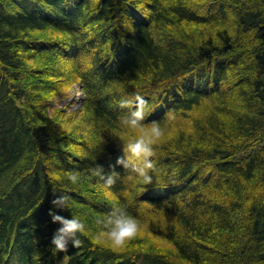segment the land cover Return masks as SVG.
<instances>
[{
  "label": "trees",
  "instance_id": "1",
  "mask_svg": "<svg viewBox=\"0 0 264 264\" xmlns=\"http://www.w3.org/2000/svg\"><path fill=\"white\" fill-rule=\"evenodd\" d=\"M114 206L121 250L94 240ZM55 214L85 230L54 251ZM0 264H264V0H0Z\"/></svg>",
  "mask_w": 264,
  "mask_h": 264
},
{
  "label": "clouds",
  "instance_id": "2",
  "mask_svg": "<svg viewBox=\"0 0 264 264\" xmlns=\"http://www.w3.org/2000/svg\"><path fill=\"white\" fill-rule=\"evenodd\" d=\"M145 110L143 101H139V105L132 113V118L128 121L131 128L138 129L137 135L127 144V150L136 157H151L153 154V145L158 142L162 135L160 125L153 121L150 124L143 123ZM153 168V161L146 159L144 166L139 168V172L143 179L148 182L152 180L149 169ZM73 181L76 176H72ZM111 182V181H109ZM69 198L66 195L58 197L54 200L58 206L68 203ZM55 220L62 222L57 234L53 237L55 250L66 249L69 245V238L76 237V234L85 230L84 222L77 216L64 217L60 214L54 215ZM139 228L136 217L128 214V212L119 207L114 206L112 212L104 221L102 228L95 234V242L108 246L114 250L123 249L127 241L136 235ZM73 245L80 243L79 238L71 240Z\"/></svg>",
  "mask_w": 264,
  "mask_h": 264
},
{
  "label": "rangeland",
  "instance_id": "3",
  "mask_svg": "<svg viewBox=\"0 0 264 264\" xmlns=\"http://www.w3.org/2000/svg\"><path fill=\"white\" fill-rule=\"evenodd\" d=\"M75 90L78 91L76 92V94H79V95H74L73 92H75ZM77 96L80 97L79 100L77 99L78 98ZM86 98H87V94H85L83 83L80 80L79 81L77 80L76 82H73V84H71L68 90H66L64 93H58V95L55 98L49 101V104H48L50 107L49 112L52 114L53 108L61 107L65 114L70 115L72 112H77L79 114L80 111L84 110L83 108L87 106ZM85 115H88V114H85ZM82 124H84L83 120L81 118L76 117V119L74 120L72 119L68 121L66 125L70 128H77L78 125L81 126ZM107 195L108 197L111 196V194L108 192H107ZM141 227L144 228L143 225H141ZM138 233H139V230L137 231L136 235H138Z\"/></svg>",
  "mask_w": 264,
  "mask_h": 264
},
{
  "label": "bare ground",
  "instance_id": "4",
  "mask_svg": "<svg viewBox=\"0 0 264 264\" xmlns=\"http://www.w3.org/2000/svg\"><path fill=\"white\" fill-rule=\"evenodd\" d=\"M76 92H78V91H77V90H75V92H73V93H74V95H79V94H76ZM74 95H73V96H74ZM77 97H78L77 99L79 100V99H80V97H79V96H77Z\"/></svg>",
  "mask_w": 264,
  "mask_h": 264
}]
</instances>
